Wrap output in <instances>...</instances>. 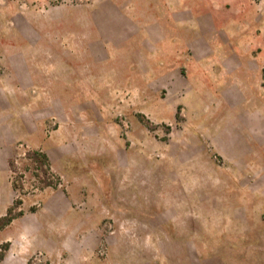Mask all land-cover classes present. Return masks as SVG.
I'll return each mask as SVG.
<instances>
[{"label":"rangeland","instance_id":"obj_1","mask_svg":"<svg viewBox=\"0 0 264 264\" xmlns=\"http://www.w3.org/2000/svg\"><path fill=\"white\" fill-rule=\"evenodd\" d=\"M16 200L0 264H264V0H0Z\"/></svg>","mask_w":264,"mask_h":264},{"label":"trees","instance_id":"obj_2","mask_svg":"<svg viewBox=\"0 0 264 264\" xmlns=\"http://www.w3.org/2000/svg\"><path fill=\"white\" fill-rule=\"evenodd\" d=\"M32 157H33L34 161H36L39 164L41 169L44 168L43 171L45 173L50 172V164H49L48 158H47V156L45 154H43L40 151H34L32 153ZM10 167L14 168V161L10 162ZM13 188L14 189L18 188L16 186L15 182L13 184ZM21 205H22V201L21 200L14 201V203L7 209L6 214L3 217H0V227L7 226L15 218L20 217V216L23 215V212L20 209ZM16 209H18L19 211L15 212Z\"/></svg>","mask_w":264,"mask_h":264}]
</instances>
